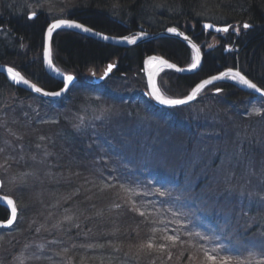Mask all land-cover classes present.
<instances>
[{
  "label": "rangeland",
  "instance_id": "1",
  "mask_svg": "<svg viewBox=\"0 0 264 264\" xmlns=\"http://www.w3.org/2000/svg\"><path fill=\"white\" fill-rule=\"evenodd\" d=\"M17 1L25 4L28 14L35 12L37 15L42 11L52 19H63L65 13L73 7L75 0ZM3 2L8 8L16 0H0L1 6ZM195 21L198 22V20ZM206 23L208 22L203 21L199 24L201 29L199 28L198 31H196V23H191L188 30L176 29L196 45L200 52H205L217 43L215 38L208 39L210 34L203 28ZM244 23L246 22L240 21L228 28L238 38L243 32H252L251 27L243 28ZM138 29L149 33L144 28ZM201 34L208 38L198 44L193 38ZM176 41L188 48L183 42ZM247 44L246 41L242 43L243 48ZM188 49L193 54L192 50ZM42 52L43 45L40 55L43 68ZM240 55L242 58H247V65H242V69L239 66L240 62L236 61L237 67L226 69L238 70L242 75L249 74L250 78L247 77V79L264 91V47L241 51ZM34 58V55H31L28 59L35 60ZM161 58L170 62L164 56ZM189 65L190 63L180 68H189ZM1 66L13 68L9 65ZM255 66H259L257 71L259 80L252 77L251 71ZM14 70L24 76L20 71ZM93 76L98 79L96 72ZM24 78L30 81L26 76ZM159 81L160 85L157 83V88L168 98L182 99L189 93L184 96H168L169 85L161 82L160 79ZM229 81L241 85L236 81L230 79ZM33 84L36 85V83ZM133 84V81L127 78L117 84L104 85L101 87L102 91L98 90L97 93L90 94L85 90L75 91L71 97L73 103H70L68 107L60 108V112L47 105L42 107L31 98L26 100L14 99L13 95L8 97L9 101L14 100L10 108L6 109L4 114H1L2 108H0V181L3 185L0 194L15 201L19 209V219L9 231H0V264H137L135 258L138 264H145L141 258L132 254V249L128 246L123 251H116L112 246L106 247L105 251L98 249V240L102 239L101 234L103 239L113 238L110 236L114 233L115 226L109 222L96 231V237H94L95 233L90 236L85 233L86 236L81 235V239L85 241L82 240L80 243L78 241L77 246L73 239L71 240L74 243L68 242L69 245H65L62 241V238L70 234V231L75 232V237L79 240L80 221L93 222L95 215L81 216L82 209L78 208L79 204L74 206L71 203L82 202L85 198L89 200L88 195L94 191L97 192V189H103L107 178L105 172L110 169H117L120 172L126 170L131 183L124 184L125 179L123 187L120 184L119 188L134 192L149 208L151 206L155 208L158 203L154 197L155 194L173 190V185H169L173 174L176 177H191L189 181L191 185H197L200 182L199 189L203 188L209 200L201 202L197 210H192L194 212L176 204L166 206L164 210H161V207L157 208L171 220L168 224L172 230L176 228L183 230L180 240L175 243L180 241L181 246L195 251L193 244H202L206 247L215 244L227 246L234 250L233 255L240 257L244 264H258V261L264 258L262 256L264 249L258 250L257 243L264 245L255 235L248 236L244 241H241L239 235H235V243H233L224 238L223 229H220L226 224L234 230L243 232L242 229L237 228L240 218L235 214L240 211V206L248 207V209L256 207L257 202L261 203V197H264L263 97L252 100L243 99L237 105L236 101L213 103L204 97L208 94L207 88L210 87L206 85L189 105L182 107L186 111L185 118L180 114L178 120L174 117L169 119L168 115L163 117L169 125L184 124V129L187 131L182 133L174 130L173 133H169L167 128L165 130L163 125L158 124L150 118L151 115L139 108L140 102L136 95L138 93L135 92L137 88ZM234 88L239 91L236 86ZM214 94L217 93L214 91ZM220 94L222 96L226 93ZM253 108H259L261 115H252ZM222 111H225L224 116ZM27 113H34L33 117L27 119L25 116ZM88 116L92 117L87 119ZM217 126L224 128V131H219ZM9 127L20 132L22 136L17 134L13 136L14 140L11 139L12 130ZM58 127L73 133L82 132L84 141H87L88 145L82 148L83 154L75 152L78 148L76 145H70L69 149L66 147L64 150L66 153H62V158H65L67 164L65 168L57 171L54 168L55 164L51 161L47 162L49 159L47 154L42 157L44 153H39V156H35L34 162L32 151L37 148L36 144L32 146L29 140H24L23 136L37 139V134L41 133L38 130L41 128L45 141L53 139L52 141H56L57 144L64 145L58 139H54ZM165 132L170 134L167 136L171 142L185 140V145L179 147L174 154L167 152L164 149L165 145L160 144L159 141V137H163ZM135 140L141 143V150L133 146ZM52 156L53 154L50 158ZM71 162L74 163L73 166L68 165ZM103 174L106 176L103 177ZM21 176L25 182L23 187L20 186L19 180L13 181L14 177ZM118 176L122 178L121 174ZM235 193L238 194L237 197ZM261 206H264V202ZM157 210L151 209V212ZM66 216H71L73 219L67 221L64 219ZM74 223L78 225L73 227ZM197 231L213 237L212 241L200 240L194 234L189 235ZM85 232L91 233V230H85ZM167 235H170V232ZM238 238L239 241L236 240ZM249 253H253L254 256H250Z\"/></svg>",
  "mask_w": 264,
  "mask_h": 264
},
{
  "label": "trees",
  "instance_id": "2",
  "mask_svg": "<svg viewBox=\"0 0 264 264\" xmlns=\"http://www.w3.org/2000/svg\"><path fill=\"white\" fill-rule=\"evenodd\" d=\"M10 6L6 8L4 2L2 6L0 4V65L12 66L43 90L55 92L62 85L45 74L40 62L44 32L49 22L54 19L41 11L32 20H28L29 14L25 8V4H21L16 0V2L12 3L11 8ZM176 10L179 11L178 14ZM64 17L82 23L93 31L110 37L126 36L130 33L137 32L140 27L153 34L170 27L188 30V26L191 23H196V31H198L200 28L198 25L203 21H207L215 26H232L234 23L240 21L252 25V32H243V37L238 36L237 38L230 30L222 36H214L217 43L209 50L202 51V64L196 74L180 76L170 71L162 73L160 75L161 82L169 85L168 96H184L201 80L219 74L226 68L237 67L236 61L240 62L241 65L239 66L242 68V65H247L248 60L246 57L242 58V55H240L241 51L245 52L252 48L258 47L261 49L264 47V0H75L73 7L65 13ZM195 20H198V22ZM2 32L6 35L2 34ZM208 37L203 36V34L200 36L195 35L193 40L199 44L204 39L206 41V38L211 40V35H208ZM245 41L248 44L243 48L242 43L244 44ZM225 45L231 46L233 50L231 49V52H224ZM51 49L53 64L60 70L68 71L67 74H71L77 79L74 87L60 101L52 103L38 99L21 89L14 88L0 75L1 114H4L5 110L9 109L12 105L11 103L14 100H8V97H12V95L14 99L23 98L27 100L31 98L37 104L42 105V107L47 105L60 112V108L68 107L70 103H73L71 97L75 91L85 90L90 94L92 92L97 93L98 90L102 91L101 87L107 84L94 86L91 90L86 84L82 83L81 76L82 74L86 76V73L90 70L98 72L103 67L111 64L115 65L116 68L109 76L110 81L117 84L121 80L130 78L136 86L133 85L137 88L135 92L138 93L136 95H138L137 97L140 102L139 108L148 113V115H151V119L163 125L165 130L167 128V131H170L169 133H173L174 130L181 131L182 133L187 132L184 129V124H176V126L175 124L169 125L167 124L168 121L163 118L168 115L169 119L174 117L175 120H178L179 114L185 118L184 112L186 111L183 108L172 110L162 109L155 106L150 99L142 94L145 88L141 74V65L146 56L160 54L179 67H184L190 63L191 54L189 49L178 41L173 39H160L139 47L121 49L85 38L73 32L59 31L54 33L51 38ZM31 55H34L35 60L28 59ZM258 68L259 66H255L253 71H251L253 73L252 77L255 80H259L257 77ZM245 76L250 78L249 74ZM217 87L222 89L221 93L225 92L226 94L222 96L220 93L213 94L211 91ZM206 92L208 94L204 95V97L213 103L236 101L235 103L237 105L243 99L252 100L254 98L252 95L237 91L230 84H220L213 88H207ZM222 112L224 116L225 111ZM33 114L27 113L25 116H27V119H30L33 117ZM92 116H88L87 119ZM36 125L33 126L38 127ZM43 126L46 127V125ZM51 128L54 129L53 126ZM216 128L219 131H224V128L218 126ZM9 129L12 130L10 132L11 139L14 140L13 136L17 134L22 136L20 132L14 131L11 127ZM38 131L41 133L37 134V139H30L23 136L24 140H29V144L32 146L36 144L35 146L37 148H34L32 151L34 154V162L36 160L35 156H39V153H44L42 157L47 154L49 156L47 162L51 161L55 164L56 167L54 168L57 171L65 168L67 164L65 158H62V153L66 150V147L69 149L71 147L70 145H76L78 148L75 152H82L83 154L82 148L88 145L87 141H84L85 138L82 132L73 133L68 129L61 130V127H58L57 132L55 131L54 139H58L59 142L64 143V145H59L56 141H52L53 139H47L45 141L43 130L40 128ZM169 133L165 132L163 137H158L160 144L165 145L164 149L174 154L178 151L179 147L185 145V140L171 142V139L167 136ZM42 137L43 139H41ZM186 145L188 144L186 143ZM133 146L141 150L140 142L135 140ZM52 154L53 156L50 158ZM113 162H117V160H113ZM68 165L73 166L74 163L71 162ZM119 172L117 169L108 170L105 172L108 179H105L103 189H97V192L94 191L88 195L89 200L85 198L82 202L71 203L74 206L79 204L78 208L82 209L81 216L95 215V219L93 222L80 221V239L77 240L75 232L70 231V234L62 238L63 243L69 245L68 242L74 243L71 240L73 239L76 245L78 241L80 243L83 240V238L81 239V235L83 237L95 233L94 237H96V231H99L102 226H105L109 222L115 226V231L110 236L113 238L103 239V235L99 234L103 240H98V249L105 251L107 250L106 247L112 246L116 251H123L128 246L132 249V254L141 258L145 264H153L154 260H156L154 264H193L189 260V256L195 252L194 249L181 246L179 244L180 241L172 245V242H167L162 239L169 232L170 235L180 237L183 234V230L181 228L172 230V227L168 224L171 220L164 213H160V209L157 210V208L161 207V210H164L166 206L176 204L177 206L194 212L192 210H197L201 202L209 200L203 188L201 187L199 189L200 182L197 185H191L189 182L191 177H176L173 174L174 176L169 181V185H173V190L164 192V196L158 193L155 194L154 197L158 203L155 208L154 206L149 208L146 207L145 203H142L139 196L134 192L126 188H119L120 186L118 185H123L125 179L124 184L131 183V178L127 176L126 170ZM118 174H121L122 178ZM106 175L103 174V177ZM262 175L264 179V169L262 170ZM261 205L262 202H257L256 207H250L249 209L248 207L240 206V211L235 216L240 218V223L237 225V228L242 229L243 232L234 230L226 226V224L222 225L219 219L216 218L218 223L223 226L220 229H223L224 238L235 243V235H239L241 241L246 240L250 235H255L258 240L262 241L260 243L264 245V206ZM133 207H138L141 211L145 212L147 219L141 217L137 212L129 210ZM151 209H156L157 211L151 212ZM6 216V210L0 208V221L5 220ZM155 216L157 218H154ZM219 218L221 219V216ZM76 225L78 224H72L73 227ZM152 229L156 231L153 232ZM85 230H91V233H86ZM149 238H154L158 243H168L170 245L168 251L163 254H153L152 256L137 255L136 246ZM107 240L108 242H105ZM236 240L239 241V238ZM257 246L258 250L264 249V246L258 243ZM169 252L171 256H169ZM228 254L233 255V252H229ZM135 260L138 264L137 258Z\"/></svg>",
  "mask_w": 264,
  "mask_h": 264
},
{
  "label": "snow or ice",
  "instance_id": "3",
  "mask_svg": "<svg viewBox=\"0 0 264 264\" xmlns=\"http://www.w3.org/2000/svg\"><path fill=\"white\" fill-rule=\"evenodd\" d=\"M36 16V13L33 12L29 14L28 18L33 19ZM69 28V29H78L82 30L83 32H91L92 29L89 27H85L82 23H78L72 19H54L52 23H50L47 27V32L45 35V42H44V58L49 67L53 68V71L59 72V69H56L52 65L51 60V49L48 45V39L52 37L53 32L57 29H60L61 27ZM205 28H211V24H205ZM251 25L249 23H244L243 28L249 29ZM167 31L169 33H176L177 35H183L182 33H178L176 28H168ZM217 32H224L227 33L229 31L228 27H221L216 29ZM97 36L100 35V33H95ZM145 35V33L141 32L138 35H132V36H121L119 37L120 40L127 42L128 44H134L136 43V40L139 38V36ZM103 39H110L108 36H104ZM187 39V37H185ZM193 49L195 50V55L192 58V63L189 65L188 70H192L197 67V65L200 62V56L199 51L196 49V46L192 45ZM145 65L148 68V77H149V88H150V95L152 98H154L160 105L162 106H169V107H175L180 106L188 103L189 101H192L196 98L197 94L200 93L206 85L212 84L214 81H218L224 78H228L230 80L236 81L239 84L246 86L248 89L254 90L257 93H260L262 97H264V91H262L261 88L257 87V85L253 82H251L249 79L245 78L244 75H242L239 71H233L232 69H228L224 72H221L219 75L212 76L209 79L203 80L201 83L197 84L193 89L192 92L186 97L182 99H172L168 98L161 94V91L159 88H157L156 83L154 82V71L153 66L154 65H160V66H166L169 69H175L176 71H184V69L177 68L175 64H170L168 61L161 59L160 57H149L145 61ZM114 66L109 64L108 68L106 69L104 76H107L109 72H111L112 68ZM9 77L12 81L16 83H23L24 85H28L32 91L36 93H42L44 96H59L61 95V92L64 91V89H61L60 92H45L40 87H37L35 84H29V81L26 80L21 74L17 71H15L13 68L8 67L6 69ZM104 77H101L103 79ZM74 79L71 75H65L64 76V85L65 89L68 87L69 82H71ZM217 93H220L222 91L221 88L217 87L215 89ZM149 93H146L148 95ZM252 115H261V111L259 108H253ZM43 139V137L41 138ZM19 180V184L21 187L24 185V180L21 177L17 178L14 177L13 181ZM3 185H0L2 187ZM123 187V185L121 186ZM159 195L164 196V192H160ZM262 202H264V197H261ZM6 201L5 208L7 210V206H11V213L10 217L5 222H0V228L8 229L12 227L16 221L19 219V209L16 206L14 200L12 198H9L8 196H0V202ZM119 207V205H117ZM130 211L137 212L141 217H145L147 219V216L145 212L141 211L138 207H133L129 209ZM99 214V213H98ZM175 215V213H173ZM65 220L71 221L73 218L71 216L64 217ZM179 223V221H177ZM39 231V229H37ZM153 232H155V229H152ZM195 235L196 237H199L200 240L204 241H211L213 237L207 236L201 232H195V233H189V235ZM164 241L172 242V245L175 244L176 241L180 240V237L176 235H165L162 237ZM183 243V241H181ZM196 251L192 253L189 256V260L193 262V264H244V261L241 260L238 256H233L229 253V249L227 246H221L220 244H215L211 247H206L202 244H193L192 245ZM91 247V245H89ZM170 245L168 243L164 242H157L154 238H149L144 242H141L138 246H136V254H143L147 256H152L153 254H163L166 251H168ZM169 256H171V253H168ZM183 254V253H182ZM250 256H254L253 253H249ZM262 256H264V253H262ZM154 264V261H153ZM258 264H264V258L258 261Z\"/></svg>",
  "mask_w": 264,
  "mask_h": 264
},
{
  "label": "water",
  "instance_id": "4",
  "mask_svg": "<svg viewBox=\"0 0 264 264\" xmlns=\"http://www.w3.org/2000/svg\"><path fill=\"white\" fill-rule=\"evenodd\" d=\"M48 27V26H47ZM86 27V26H85ZM219 28V27H214L212 26L211 28H205V30H207L209 33H219L216 31V29ZM59 30H65V31H69V32H73V33H76L78 35H81L85 38H89V39H92V40H95V41H98V42H101V43H104L106 45H110V46H114V47H117V48H121V49H130V48H134V47H139V46H142L144 45L145 43H148V42H151V41H156V40H159V39H166V38H171V39H176V40H179L180 42H183L184 44H186V46H188V48H190L193 52V54L195 55V50L193 49L192 45L193 43L189 40V39H185V36L183 35H177L176 33H169L167 30L166 31H163V32H159V33H156V34H150V33H145V35H141L139 36V38L136 40V43L134 44H128L127 42L125 41H122L120 40L119 38H111L110 39H103L104 35L100 34L99 36H97L95 33V31H91V32H83L82 30H78V29H69V28H65V27H61L60 29H57L55 31H59ZM54 31V32H55ZM143 30H139L135 35H138L142 32ZM46 32H47V28L45 29V32H44V38H43V52H42V64H43V68H44V71L45 73L52 79L58 81L63 87L62 89H64L63 92H61V95L59 96H44L42 93H36L34 91L31 90V88L28 86V85H24L23 83H16L14 81L11 80V78L9 77L6 69L7 67H4V66H0V75H2L12 86L16 87V88H19L25 92H28L38 98H41V99H44V100H58L60 99L63 95H65L69 89L71 88V86L75 83V79H73L71 82H69L68 84V87L65 89V85H64V76L57 73L56 71H53V68L52 67H49V65L47 64V62L45 61V58H44V42H45V35H46ZM53 32V33H54ZM178 33L179 30H177ZM144 33V32H143ZM48 45L50 47V38L48 39ZM196 46V45H195ZM196 49L199 51V56H200V62L199 64L197 65L196 68L192 69V70H188V68H181V69H184V71H176L175 69H169L167 68L166 66H160V65H154L153 66V71L156 75L157 71L159 69H162V68H166V69H169L171 70L172 72L180 75V76H188V75H191V74H195L197 73V71H199L200 67H201V64H202V53L200 52V50L198 49V47L196 46ZM150 57H157V56H150ZM149 57H147L144 62H143V72H144V77H145V80H146V87H147V93H149V97L159 106L163 107V108H175V107H183V106H186L188 104H190L192 101H189L188 103L184 104V105H180V106H175V107H169V106H162L160 105L154 98L151 97L150 95V88H149V77H148V68L146 67L145 65V61L148 59ZM161 58V57H160ZM163 59V58H161ZM164 60V59H163ZM170 63V62H168ZM171 64V63H170ZM108 68V67H107ZM177 68H180L177 66ZM155 75L153 77V79L155 78ZM102 77H106V76H102ZM103 78V79H104ZM101 79V78H99ZM209 79V78H208ZM206 80V79H205ZM218 81H222V82H226V83H230L231 85L233 86H236L239 90L245 92V93H248V94H251L253 96H257V97H262L260 95V93H257L255 92L254 90H251V89H248L246 86H241V85H236L235 83L227 80V79H221V80H218ZM214 82H217V81H214ZM213 82V83H214ZM97 84H99V81L97 80L96 81ZM201 83V82H200ZM29 84H32L31 82H29ZM199 84V83H198ZM196 86V85H195ZM194 86V87H195ZM193 87V88H194ZM192 88V89H193ZM61 91V90H60ZM59 91V92H60ZM192 92V90L189 92V94ZM188 94V95H189ZM187 95V96H188ZM186 96V97H187ZM185 97V98H186ZM264 99V97H263ZM1 185V184H0ZM5 205H6V201L4 202H0V207L5 209ZM7 211L9 213V217H10V213H11V206H7ZM8 217V218H9ZM2 222V221H0ZM0 229H4V228H0Z\"/></svg>",
  "mask_w": 264,
  "mask_h": 264
},
{
  "label": "bare ground",
  "instance_id": "5",
  "mask_svg": "<svg viewBox=\"0 0 264 264\" xmlns=\"http://www.w3.org/2000/svg\"><path fill=\"white\" fill-rule=\"evenodd\" d=\"M206 24H211V23H206ZM212 26H214V27H218V26H215V25H213V24H211ZM204 28V27H203ZM204 30V29H203ZM207 33H208V31H207ZM214 33H210V35H213ZM223 34H220V36H222ZM231 47H227V46H224V52H231ZM233 50V49H232ZM114 67L112 68V70H111V72H109L108 73V75L104 78V79H94V77H93V75H92V71H88L87 73H86V76L84 75V74H82V76H81V81H82V83H84V84H86L91 90L93 89V87L95 86V85H97V83H96V81L98 80L99 81V84L100 85H102V84H111L112 83V81H110V75H111V73L113 72V70H115V68H116V66L115 65H113ZM107 67L108 66H106V67H103L102 69H100L97 73H98V77L99 78H101L103 75H104V73H105V71H106V69H107ZM54 68H56V69H59V68H57V67H54ZM57 73H59V74H61V73H63V74H67L68 73V71H66V70H60L59 69V72H57ZM143 80H144V88L145 89H147V87H146V80H145V78H143ZM56 82H58V81H56ZM59 83V82H58ZM72 88V87H71ZM70 88V89H71ZM69 89V90H70ZM61 90V88L60 89H58V90H56L55 92H59ZM235 196L237 197L238 196V194L236 195V193H235ZM229 249V251L232 253L234 250L233 249H231V248H228Z\"/></svg>",
  "mask_w": 264,
  "mask_h": 264
},
{
  "label": "flooded vegetation",
  "instance_id": "6",
  "mask_svg": "<svg viewBox=\"0 0 264 264\" xmlns=\"http://www.w3.org/2000/svg\"><path fill=\"white\" fill-rule=\"evenodd\" d=\"M225 46H227L228 48L231 47V46H228V45H225Z\"/></svg>",
  "mask_w": 264,
  "mask_h": 264
}]
</instances>
